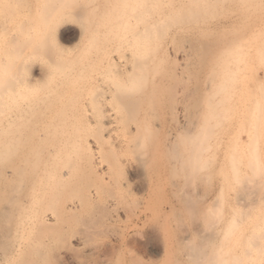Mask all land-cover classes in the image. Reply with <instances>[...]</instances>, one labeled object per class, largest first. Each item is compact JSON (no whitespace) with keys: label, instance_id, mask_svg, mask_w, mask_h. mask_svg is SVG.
Here are the masks:
<instances>
[{"label":"bare ground","instance_id":"bare-ground-1","mask_svg":"<svg viewBox=\"0 0 264 264\" xmlns=\"http://www.w3.org/2000/svg\"><path fill=\"white\" fill-rule=\"evenodd\" d=\"M3 1L5 0H2V2ZM9 1L11 2L14 0ZM44 1L45 5L46 1H48L50 6H53V4L56 5V8L51 6L53 9L50 8L49 10L48 8V10H46L48 13L50 12L48 29L50 27L51 30L49 31L54 29L56 32H60L61 28L64 26L76 25L80 27V37L78 36V39H86L87 48L89 46L93 47V45L100 40H107L109 42H107L109 44L108 49L111 53L108 55L101 53L102 55H100V57L99 55L97 56L99 59L97 58L98 64H96V71H91L92 68L91 70L89 69V71H83L89 68L87 67L89 62H86V65H82L83 63L80 64V59H78L80 56L73 57V59H71V57H63V61L57 62H46L47 60H43L46 69L43 78L45 88H48V91L43 94L44 86L38 84L37 85L41 87L36 86V82H33L31 77V79H29L30 81H28L29 75L27 78L25 75L35 55H29L28 53L27 55L22 54L23 56H16L17 53L21 54L22 52L15 48L14 50L16 51H12V47L6 45L11 49H8V53L7 49H3L2 47L3 51L6 50L8 53V57L5 55V57H2L0 60V114L4 115L6 111L12 110L18 115L23 113H25V115H27L26 113L33 115L35 114L33 113V111H35L34 109L37 110L38 108L39 110H37L38 113L36 112V114L39 115H37L38 117L42 115V122H48L45 124L49 125L55 121V124L49 126L50 128L46 126V128H48V133L46 132L45 134L50 135L51 133V135H55L59 133V135H61V137H59L62 138L61 141H63L60 143V146L58 142L57 149L54 148L50 151L52 148L51 146L48 150L49 152L44 150L46 153L41 150L38 151L41 148L43 149L45 142L42 144L43 146L41 148L38 147L37 149L36 147V150L34 149L35 147L30 148L28 146L29 144L31 146L33 145L29 143L28 138L24 140L25 142H22L23 140L21 141L20 139H14L13 141L11 140L12 142L10 141L9 145L8 143H5L6 145L4 144L5 150L3 151V148L2 153H0L2 154V161H0V216L8 215L9 212L16 215L14 225H11L12 227L9 232H6L9 238H6L5 241V234L4 238H0L3 239L4 242H8L10 238L15 241L13 254L8 255L10 256L9 260L17 257L18 259H16L18 261L12 264H33V257L31 256L33 254L38 257L43 255L41 249H51L54 243L60 239L59 236H61V234H69L71 241L75 242L77 246L89 249L91 256L101 255L111 260L112 258L110 259L111 256L109 252L119 251L126 246L127 241L125 235H115L114 233L111 235L112 232L110 231L111 238L100 244L88 246L86 244L87 241L85 242L86 239L83 238L85 234H83L84 232L82 231L88 229L92 222L90 220V222H87L88 219L84 221L83 214L87 218H90L91 215L94 214V211L97 212L95 209L100 207L98 205L102 206L103 204L105 205L104 207L111 209L121 204V200L117 196V190L120 189V187L117 186V181L114 182L113 176H115L116 171L118 173V170H120L118 168L121 164L123 166L128 165L129 162L125 164H123V161V163L121 162V158L125 157L127 161L130 160L132 162L129 163L131 164V170L132 168L134 170L137 169V171L139 169L143 174L148 176V192L151 194L152 192L157 193V196H155L157 199L156 201L151 200V198V201L147 200L146 202L148 204L146 203L147 205L144 204V206L138 207L132 217L127 214L128 212L120 210L115 211V214L108 218L110 224L119 222L121 215H123L122 217H124L126 221H129L127 220L129 217L133 218L135 225L140 224L144 226L147 224V229L155 231V233L161 237L159 253H161L164 258H171L170 260H172V262L174 261V255L179 254V251L182 250L179 255L187 260V264H239V257L241 258V255L239 256L240 252L238 253V251H240L241 244L245 246L250 244L248 247H252L254 244V236L256 234L263 236L262 233L257 232L254 228L252 231L255 230L257 233L255 235L253 234L251 239L247 237L243 239L240 230L241 222L238 220L240 218L237 216V219L236 216L234 217L233 215H231L233 217L230 216L231 218L229 217V219L221 216V218H216V225L211 229L209 228L210 218L208 219L207 216V207L204 208V206L203 208L198 207L199 209H191L193 205H189L190 209L183 208L182 213H180V209H176L172 206L167 199L164 200L161 198L162 195L158 196V193L160 192L159 194H161L163 189L161 187L162 184H166L169 181L167 176H170L169 178L171 180L172 178L173 180L177 177L181 178V186L184 184V186H187L185 188H190H188V191L192 190L193 192L194 188H197L199 184L210 178L208 168L214 157H216L215 154L218 149L214 151V145L211 147L214 150H210V146L212 145L210 143L208 145L207 141L210 140L209 137L211 135L214 137L213 135H215L216 132L219 136L222 135L220 133L223 132L224 128L231 124H233L231 128L234 127V124L239 122L240 111L245 105L251 110L249 115L251 121L253 120V115L257 116L255 113L253 114L258 98V96H255L256 93L254 94V91L258 90L257 85H259L256 72L264 71V0H107V2L111 1L113 3L111 4L112 7L106 10L108 15H113V19L110 23H103L104 25L101 23L104 22L103 20H99V22L101 21L100 23H98V21L93 23L96 24V27H92L94 28L93 30L83 28L82 22L79 23L78 19L81 17L79 16L80 18H78V14L81 12L77 13V7L73 6L76 3L74 0H43V2ZM12 4L13 3L9 4L11 6L10 8L17 6H13ZM85 4L87 5V3ZM1 5L2 7L5 6L4 9L7 8L10 10V8H8V3L7 5L4 4V6L3 4ZM27 6L30 7V4ZM46 7H44V9ZM105 7L108 8L107 5L104 6V8ZM23 8L22 6V9ZM16 9L17 8H15V10ZM78 10H80L79 7ZM104 12L102 11L101 13L103 14ZM9 14H13L12 16L15 18L14 21L21 15L20 12V15L17 13L18 16L15 15L16 12L15 14L9 12ZM9 14H7L8 18L6 16L8 21L6 18H3L6 20V23H8L11 18L10 22L14 24L15 22L12 21L14 18L12 19ZM22 15L24 16V14ZM26 15L27 13L25 16ZM103 15H105V13ZM227 15H230L231 18L228 17L231 21L230 24H228L229 26L225 25L226 27H222L216 31L214 27H210L214 31L204 27L209 21ZM22 18L20 17L18 19ZM227 19L225 21H227ZM31 20L32 19H30V22ZM218 20H220V18ZM26 21L29 24V20L26 19ZM39 21H41L40 18ZM20 22L21 24L19 25L16 21L17 25L15 26L17 29H22L21 27H23L21 26L23 25V20ZM217 23L220 25L219 22ZM260 23L261 27L259 28L258 25ZM13 24H11V26ZM40 24L45 27V24ZM32 26L38 28L37 25ZM43 26L40 27L42 28ZM85 26L87 27V25ZM12 27L14 28V26ZM24 27L22 30L26 29V31H28L27 28ZM215 27L217 29L219 26ZM0 29L2 28L0 27ZM171 29H176V31L179 30L180 32L182 30L185 35V31L189 33V31L194 29L197 31L194 34L197 33L196 35L198 36L194 37L197 38L196 40L192 39L195 41L190 40L192 37L190 39L187 38L189 42H185L186 44L188 42V45H186L188 51L186 53L180 52V56L173 58V60L165 56L166 53L165 55L163 54L164 51H166L164 50L165 47L163 48L162 46L164 51H161V43L164 42L163 40L166 37L169 38L167 34ZM32 30L33 28L29 29L31 33ZM26 31L24 32L26 33ZM34 31L33 34L30 33L28 35L29 32H27V35L24 34L28 37H25L27 41L32 38L31 35L35 36L36 33ZM46 32L44 34H46ZM5 33L7 34V32ZM22 33L21 31V33L17 35L22 37L24 36ZM56 34L58 35L59 33L57 32ZM170 34L173 35L174 33L171 32ZM174 36L175 35H173V39ZM25 38L21 41H24ZM35 39H37V36ZM44 39L46 40V38ZM169 40L172 39L169 38ZM13 41L15 43V39ZM23 46L24 47L19 45V47L24 49L27 47L29 48V46H25L24 43ZM28 48L27 50H29ZM105 49L108 50L107 47ZM29 51L33 50L30 49ZM121 51H124V53ZM13 52L17 53L13 54ZM35 54L39 56L41 53L38 54V52H36ZM2 56H4V54H2ZM43 57V59H45V57L50 59L46 55ZM115 67H122V69H116ZM170 71H176V73H171ZM178 83H180V85L182 83L180 92L178 91L182 103L179 109L182 115V126H179L180 130L177 132L167 133L165 135L163 133V121L165 119H163L164 116H162L164 115L162 114L163 102L165 100L164 103H166V99H168L170 101L169 104L172 105V103H175L178 99V93L177 91L173 92L172 88L175 89ZM34 86L40 90L43 88L41 90L43 92L37 89V94L40 92L43 95L39 94L38 97L34 98L33 96L36 95L35 91H33L35 94L32 96V90H36ZM52 87H54V90L50 91L53 89ZM259 92L261 93V91ZM37 104H39L41 108H39ZM167 104L168 103H166V105ZM35 105L38 107L36 108ZM171 105L167 106L172 108ZM257 106L258 105H256V107ZM175 112L174 110L173 114ZM6 115L8 116L9 114ZM169 115L171 117V112ZM246 115L244 113V117ZM33 118L36 117L34 116ZM9 119L11 120V117ZM13 119L14 115L12 120ZM23 119L21 121H23ZM12 120L11 122H13ZM33 120L35 121V119ZM19 121L20 120H17V123L15 122L16 125ZM26 121H23V124H26ZM15 123L13 122V124ZM28 125H30L29 121L25 127ZM40 125L43 126L42 124ZM249 126H251V123ZM228 128L229 127H227V129ZM231 128L228 130L231 131ZM8 130L11 131V129ZM8 130L6 128L3 130L6 137L9 136H7L9 132H5ZM42 130H45V128ZM26 131L28 132L29 128ZM233 131H231V134H233ZM13 132L16 133V131ZM20 132L21 131H19L18 134H20ZM44 132H42V134L45 136ZM35 133L33 132V134ZM22 135L24 136V132ZM22 135L20 137L21 139H23ZM45 137L48 138L47 136ZM59 137L58 139H60ZM213 139L215 140L216 137ZM36 140L38 141V137ZM36 140L31 142H36ZM231 140H233V138H231ZM42 142L41 140V143ZM36 143L37 146H41L40 143L39 145L38 142ZM216 147L218 148V146ZM219 147L221 148L223 146L221 145ZM236 148H238L237 145ZM222 149H224V147ZM231 152L229 154H231L232 158L234 153ZM218 154H220L218 157V165L224 168L226 164V155L229 154L225 155L223 151H219ZM235 155L237 156V154ZM232 161L233 160L230 162ZM230 162H228L227 166L230 165V167H232L233 163ZM235 163H237V161H235L234 164ZM234 166L233 168L229 167L230 170H232L229 171L233 172L231 173L233 177H231L230 180L237 182L238 173ZM166 170L169 172V175H165ZM96 171H99L100 175H98ZM103 175H107V181L102 179ZM93 177L97 179L100 178V182L98 180L99 183L90 181ZM236 182L234 183L237 185L240 180ZM177 185L178 184L174 182L173 187ZM223 186L222 184L219 188L222 189ZM168 187L170 188V186ZM181 191L183 194H186L182 189ZM219 194L221 195L222 192H219ZM10 197L11 199H9ZM183 212L187 213L183 215ZM96 216L98 217V215ZM7 218L9 219V217ZM12 218L10 220H14ZM2 221L5 222L6 219ZM2 221L0 219L1 223ZM1 223L0 225L3 227ZM6 224L9 225V222L6 221ZM7 225H4L3 230H5ZM259 226L261 225L259 224ZM2 227L0 228L1 231H3ZM115 230L117 231V229ZM118 230H120V228ZM258 231H260V229H258ZM258 240L257 242H259ZM8 244L6 243V245ZM10 245H12V243H10ZM262 245H264V242ZM245 246H243V248ZM253 247L256 248L255 246ZM10 248L11 247H9V249ZM257 249L258 248H256V250ZM61 250L60 253L65 262L70 263L73 261L74 258H71L68 249L63 248ZM2 253L3 255L1 256L3 257L5 251ZM260 253L259 256L262 255L264 257V253ZM256 255L258 256V254ZM120 256L117 258H120ZM5 257H3V260ZM179 260L180 258L177 262H179ZM1 262L0 264H11V262L9 263L7 260H1ZM115 262V264L122 263L118 261Z\"/></svg>","mask_w":264,"mask_h":264},{"label":"rangeland","instance_id":"rangeland-1","mask_svg":"<svg viewBox=\"0 0 264 264\" xmlns=\"http://www.w3.org/2000/svg\"><path fill=\"white\" fill-rule=\"evenodd\" d=\"M6 1L7 0L3 1L4 3L2 2V0L0 1L1 2L0 3V7H1L0 8V14H1L0 15V23H1L0 24V27L2 28V29H0V35L2 34L1 35L2 37L0 36V52H1L0 60L2 59V57H5V55H6V57H8L7 56L8 53H9L8 52V49L10 47H12L11 48L12 51L18 50V51L22 52L21 54L20 53H17L18 51L15 52V53H17L16 56L17 55L18 56L27 55L28 53H29V55L30 54L35 55L34 56L35 58L33 57V60L30 63L31 65L29 64L31 67L28 66L27 70H29V71L26 70L25 75H26V78L29 75L28 76V79H27L28 81H30L29 79L32 78L31 80L33 82H36V84H35L36 86L42 85V86H44V89H46V90H44L42 88L43 91H44L43 92V91H41L42 89L40 90V89L36 88V86H34V88L36 89V90H32V92L35 91V93H36V95H34L35 94L34 92L32 93V96L34 95L33 96L34 98L38 97L39 94L43 95V94H45L46 91H48V88L47 87L45 88V83H44V78H43L44 77L43 75H45V70H46L45 69V65H44L45 63L43 62V60L44 61L47 60L46 62H48V61H50V62H57V61H63V57H66V58H70L71 57V59H73V57H79L80 56L78 58V59H80L79 60V63L80 64L83 63L82 65H86L89 62L87 64V67H89V68H87V69H85L83 71H89V69L91 70V68H92L91 71H96L97 70L96 69L97 68L96 64H98V59H99L97 56L99 55V57H100V55H102L101 53H104L105 55L106 54L108 55L109 53H111V51H109V49H108V46H109L108 43L109 42L107 40H100L95 45H93V47L89 46L87 48L86 39L85 38H84L85 40H83V38H79L78 39V36L80 37V35H79L80 34V29H79L80 27H77L76 25L62 27L61 30H60V32L57 31L59 33L58 35L56 34L57 33L56 30H54V29H52L53 32L52 31H49V30H51L50 27L48 29V24H49L48 21H49V17H50V12L48 13L46 10H48V8L50 10V8H51L52 5L50 6L49 3H48V1H46V5H45V1L43 2V0H40V1L39 0H24V1L23 0H20V2H19V0H14V1H11V2L9 0L7 2ZM74 1L76 2V3L74 2L76 6L75 5H73V6L74 7H77V13H80L81 12L80 14H78V18L81 17L80 18L81 21H80V19H78V21H79V23L82 22L83 26H82V24H81V26L83 28L90 29V30L92 29L93 30L94 28H92V27H96V24H93V23H96L97 21H98V23H100L101 21L99 22V20H103L104 22H101V23L102 24L103 23L104 24H107V22L110 23L112 21V19H113V15H108L107 14V11H106V10H109L112 7L111 4H113V3L111 1H113V0H111L109 2H107V0H94V1L93 0H91V1L90 0L89 1L88 0H81V1L80 0H74ZM15 2H16V4H15ZM7 3H8V8L11 7L9 5L11 3H13L12 4L13 6L14 5H17V6H14V7L18 9V12H17V9L15 10L14 7L13 8H10V10L7 9V8L4 9V7H5L4 4L7 5ZM85 3H87V5ZM1 4H3L4 7H2ZM29 4H30V7L27 6ZM39 5H40V8H39ZM47 5H49V6L46 7ZM106 5L108 6V8L107 7L104 8V6H106ZM22 6L24 7L23 9H22ZM55 6L56 5L53 4L52 7L54 8ZM44 7H46V8L44 9ZM78 7H79L80 10H78ZM80 7H82V8H80ZM53 8H51V9H53ZM7 10H9V11H7ZM102 11L103 12L105 11L104 12L105 15H103L104 13L103 14L101 13ZM9 12L10 13H14V14L16 12L15 15H17V16H18L19 12L21 13V15L24 14V16L23 15L21 16L20 14H19L20 16H18V17L16 16L17 17L16 18L17 19L16 21L20 25L21 24L20 21L23 20V22H22L23 25H21V26H23V27L25 26L24 28H27L28 31H26V29L22 30L23 27H21L19 25L18 26L21 27L22 29H20L19 27H18L19 29H17V27L15 26V25H17V23H16V21H14L15 18H14V16H12L13 14H9ZM3 13H4V16H3ZM26 13H27V15L25 16ZM7 14H9V16L11 15L10 17H12V19L14 18L12 20V21L15 22L14 24H13V22H10L11 21V18L9 19V22H8V23L13 24L12 26H14V28L11 26V24H8V23L5 22L6 20L8 21V19H7L8 18V15ZM48 14H49V16H48ZM101 15H102V17H101ZM6 16H7V18H6ZM40 16H42V17H40ZM3 17L6 18V20ZM20 17L21 18L23 17V18L22 19H18ZM98 17H99V19H98ZM228 17L230 18V15L229 16L227 15L225 17L224 16L223 17H219L220 20H218L219 18L214 19V20H211L204 27H207V29L209 28L210 30H212L211 28L214 27L215 31L218 30V29H220V28H222V27H226L231 22L230 21L231 18L229 19ZM39 18H40L41 21H39ZM42 18H43V21H42ZM26 19L29 20V24L26 21ZM30 19H32L31 22H30ZM226 19H227V21H225ZM18 20H19V22H18ZM45 20H46V22H45ZM3 21L5 22V24H4ZM222 21H223V23H222ZM217 22H219L220 25ZM24 23H25V25H24ZM31 23H33V24H31ZM40 23L45 24V27L46 28L43 25H41ZM26 24H28V25H26ZM88 24H90V25H88ZM216 24H218V25H216ZM32 25H37L38 28H36V26L34 27ZM85 25H87V27ZM40 26H43V27L41 28ZM215 26H219V27H217V29H216ZM258 26L260 28L261 27V23ZM15 27H16L17 30L15 29ZM29 27L31 29L33 28L32 33L29 31V29H30ZM89 27H91V28H89ZM9 29H11V30H9ZM13 29H14V31H13ZM43 29H45V30H43ZM46 29H48V30H46ZM7 30H9V31H7ZM20 30L23 32L22 35H24V34L27 35V32H29L28 35L30 33L33 34V31L35 30L34 32L36 34H38L39 36L36 35V34H35V36H32L31 35L32 38H30V36H29V38L32 40V42H31V40L29 39V41H30V43H29V41L26 40L28 38L27 36L24 35V36L21 37L20 35H17V34L21 33ZM4 31L7 32L8 35ZM18 31H19V33H18ZM24 31H26V33ZM36 31L39 32V33H37ZM44 31L45 32L47 31L46 34H44L45 33ZM48 31H49V33L52 32L51 33L52 35L50 34L51 36L48 35L49 34ZM212 31H214V30H212ZM171 32L174 33L173 35H175L174 36V39H173V35L170 34ZM190 32H192L193 34L190 33ZM195 32H197V31H195L194 29L191 30V31H189V33L187 31H185V33H186V35H185L184 34V31L182 32V30L180 32L179 30L176 31V29H171L168 32L167 36H169V38L172 39V40H169V38L166 37L163 40L164 42L161 43V49H162L161 51L163 52L164 50H166V51H164L163 54L165 55V53H166L165 56H167L171 60H173V58H175V57H179L180 54H181L180 52H185L186 53L188 51L187 50L188 48L186 46V45H188V42H189L188 39H190L191 37L192 38L190 40H192V39H195L196 40L197 39V38H194V37H198L196 35L197 33L194 34ZM11 34H12V36H11ZM5 35H7V36H5ZM170 35H172V36H170ZM36 36H37V39H35ZM25 37H27V38H25ZM23 38H25V40L24 41H21ZM44 38H46V40ZM10 39H12V40H10ZM14 39H15V43L13 41ZM80 39H82V40H80ZM44 40H45V42H44ZM195 40H192V41H195ZM9 41H11V42H9ZM183 41H184V43H183ZM185 41H188L187 44H186ZM22 42L25 44V46L26 45L29 46V48L27 47L29 50L31 49L33 51H29V50H27V48L26 49L22 48V47H24ZM33 42H34V44H33ZM45 43H46V45H45ZM98 43H101V44H98ZM6 45L7 46H10V47H7ZM19 45H22V47H19ZM49 45H51V46H49ZM56 45H58V46H56ZM35 46H36V48H35ZM40 46H41V48H40ZM162 46H163V48L165 47L164 50H163ZM2 47H3V49H7V52L8 53L6 52V50L3 51ZM37 47H39V48H37ZM106 47H107L108 50L105 49ZM14 48L16 50H14ZM97 48H98V51H97ZM103 48H104V50H103ZM11 49H9V50H11ZM34 50L36 52H38V54L39 53H41V54H39V56L36 55L35 54L36 52ZM3 52H6L7 54L6 53H3ZM121 52L124 53V51H121ZM15 53L13 52V54H15ZM2 54H4V56H2ZM13 54H9V55L15 56ZM44 54L46 56H48L50 59H48L46 57H45V59H43L44 58L43 56H45ZM40 57H41V59H40ZM64 60H67V59H64ZM68 60H70V59H68ZM89 64H90V66H89ZM93 68H94V70H93ZM115 68L116 69H122V67L121 68L120 67H115ZM170 72L171 73H176V71H173V72L170 71ZM256 73H257V78H258V84L259 85H257V87H258L257 89L258 90L257 91L255 90L256 92L254 91V94L255 93L258 94V95L255 94V96H258V98L256 100L257 101L256 102V105H258V106L256 107V105H255L253 114L255 113L257 116H255V115L252 116V119H253L252 120L253 123H252V121L250 119L251 117L249 116L251 110H250V108L247 105H245V106H243V108L241 107L242 109L240 111L241 114H240V117H239V122L237 124H234V127H232L234 129L231 128V126H233V124L227 126V127H229L228 129L231 128V131L234 130L233 131V134L234 135L231 134L232 132L229 131L227 129V127H225L224 130H223V132L220 133L222 135L224 134L223 137H222V135L219 136L218 133L216 132V129H215V132H216L215 135H218V136L213 135L214 137H212V135H211L210 136L211 138L209 137L210 140L207 141L208 142V145H209V143L212 145V146H210V150L213 149L211 147H213L214 145H215L214 146V149L215 150L214 149L213 150L216 151V149H218L216 151V154H215L217 158L214 157L213 161L210 163V167L208 168V172H209L210 178L206 179L204 181L205 183L202 182L201 184H199L197 186V188H194L193 192H192V190H190L191 191L190 192V191H188L190 189L189 187H188L189 189L188 188H185L187 186H184V184L181 186V183H182V179L181 178L177 177L178 179L177 178H174V180H173V178H172V180H171L169 178L170 176H167V178H168L169 181L166 184H162L161 187L163 189L161 191V194H159L160 192L158 193V196L159 195H162V197L160 196L161 198H163L164 200L167 199L171 203L172 206H174L176 209H180L179 210L180 213H182L183 208H186V209L189 208L190 209L189 205L190 206L193 205L192 206L193 208L191 207V209H199V208H203L204 206H205L204 208L207 207L208 208L207 216H208V219L210 218L209 219V222H210L209 228H211V229H213L215 227V225H216L215 224L216 221H217L216 218L218 219V218H221V217H224V218L227 217L226 219H229V217L231 215H233L234 217L236 216L237 219H238V217L240 218L238 220L241 222L240 223V227H241L240 230H241L243 239L245 237L251 239L252 235L253 234L255 235L257 232L262 233L263 234V236L261 235L262 237L256 234L257 236L255 235L254 236V239H253V241H254L253 246H255L256 248H258L257 250H256V248H254L252 246V244H251L252 247H248V246H250V244L248 246H245L244 244H241L240 251H238V253L240 252L239 253V256L241 255V258L239 257V264H264V257L262 256L263 254L260 253V252H263L264 253V245H262V243L264 242V233H263L264 232V228H262V227H264L263 226L264 225V220H263L264 219V217H263L264 216V108H263V105H264V102H263L264 101V98H263L264 97L263 96L264 95V92H263L264 91V71H257ZM173 86L175 87L174 84H173ZM181 86H182V83H181V85H180V83H178V84H176L175 89L172 88L173 89V92H176L177 91V93H178V99L176 100L177 102L175 101V103L174 104L172 103V105H171V104H169L170 101L168 99H166V103H168L167 105H169V106L171 105L172 108L171 107H168L166 105V103H164L165 100L163 102L162 114H164V115H162V116H164L163 119L165 118L164 121H163V126H164L163 127L164 128V132L163 133L165 135L167 133L177 132L178 130H180V127L179 126L180 125L182 126V123H181L182 115H181V112L179 110L181 108V106H182L181 98H180V94H179L180 89H181ZM38 87H41V86H38ZM52 88L53 89H51L50 91H53L54 90V87H52ZM37 89L40 92H43V94L40 93V92L37 94V92H38ZM259 91H261V93ZM259 103H260V105H259ZM37 105L39 106V108H41V106L39 104H37ZM37 105H35L36 108L38 107ZM166 108H168V109H166ZM173 109L176 111L174 114H173V112H174ZM34 110L35 111H33V113H35V114H33V115L36 118H33L34 116L31 115L30 113L29 114L26 113L27 115H25V113H23L24 116H25L24 117L23 114H21L22 116L21 115H18L17 113L15 114V111L13 112L12 110H8V112L7 111L5 112L6 114H9L8 116L11 117V120H12L13 115H14V119L15 120L14 119L12 120L14 123L15 122L17 123V120H20L21 121L23 118H24L23 121H26L27 120L25 122L26 124H23V121H21L22 123L19 121L21 125L19 124V122H18L17 125H16V123L13 124V122H11V120L9 119L10 117H8L5 113H4V115L0 114V128L1 129L2 128H4V129L6 128L7 130L8 129H11V131L10 130L5 131L6 133L9 132V133H7V136L9 135L8 137H10V138L6 137V134L3 131L4 129H2V130L0 129V135H1L0 136V141H2V142H0L1 143V145H0V151L1 152L0 153H2V149L3 148H4L3 151L5 150L4 144L5 143H8V145H9L10 144V141L11 140L13 141L14 139L15 140L16 139L17 140L20 139L21 141L23 140L22 142H25L24 140L28 138L29 139V143H32L34 146L33 145L31 146L30 144L29 145L27 144V145L30 148L31 147L32 148L35 147L34 149H36V147H37V149H38V147L41 148L43 146L42 144L44 142L46 143L48 141L46 144L44 143L43 149L41 148V149L38 150V151L41 150L44 153H46L51 148V146H52V148L50 149V151L52 149H54V148L57 149L58 148L57 146L58 145L59 146L61 145L60 143H62L63 141H61L62 138H60L61 135H59V133L58 134H55V135H51V133L49 132L50 133V135L48 134L49 137H48L47 134H45L46 132L48 133V128H50L49 126L52 125V124H55V121H54V123L52 122V124L49 122L50 123L49 125L48 124H45V123H48V122H42V115H40V117H41L40 118V117H38L39 115L36 114L37 110H39V109L37 108V110L36 109H34ZM9 112L10 113L12 112V113L10 114ZM170 112L172 114L171 117L169 115ZM244 113H245V115L246 114H248V115H246L244 117ZM5 115H6L7 118L5 117ZM26 116H30V117H26ZM16 118H17V120H16ZM32 118L35 119V121ZM30 119H31V121H30ZM249 120H250V122H249ZM28 121H29V124L30 125H28L27 127H25L28 124ZM10 122H11V124H10ZM31 122H34V123H31ZM250 123H251V126H249ZM257 123H258V125H257ZM40 124H42L43 126L45 125V126L43 127ZM46 126H48V128H46ZM40 127L42 129L45 128V130H42ZM28 128H29V131L27 132L26 130ZM39 128L42 131H40ZM253 128H255V129H253ZM46 129H47V131H46ZM252 129H253V131H252ZM31 130L34 133L35 132L36 133L33 134V132ZM13 131H16L17 134L15 132H13ZM19 131H21L22 133L20 132V134H18ZM23 132H24V136L22 135ZM42 132H44L45 136H47L48 138H46L42 134ZM4 135H5L6 138L4 137ZM11 135H13V136H11ZM21 135H22V138L23 139L20 138ZM35 137L36 138L38 137V141L36 140ZM58 137L60 139H58ZM215 137H216V139L214 140L213 138H215ZM234 137H235L236 140L234 139ZM49 138H50V140H49ZM231 138H233V140H231ZM45 139H47V140H45ZM112 139H113V137H112ZM35 140H36V142H38V145L40 143L41 146L40 145L37 146L36 145L37 144L36 142H31V141H35ZM41 140L43 141L42 143H41ZM51 141H56L57 143L56 142H51ZM58 142H59V144H58ZM222 142H223V144H222ZM217 143H218V145H217ZM55 145H56V147H55ZM221 145L224 147V149H222L223 147H221V148L219 147ZM236 145H237L238 148H236ZM216 146H218V148ZM230 147H231V149H230ZM225 148H226V150H225ZM213 150H211V151H213ZM229 150H231L232 152L229 151ZM219 151H223V153L225 155L226 154H229L230 152L231 153H234V155L232 154L233 155L232 158H231V154L226 155L227 156L226 157V160L227 161L225 160L226 164H225V162H224L225 165L223 164L224 165V168H223V166L220 167L218 165V157L220 156V154H218ZM235 154H237V156ZM0 156H1L0 157V161H2L1 160L2 154H0ZM233 158H235V159H233ZM121 159H122L121 162L122 161L124 162V163L122 162L123 164H125L127 162L132 163L130 160L127 161V159H125V157H122ZM239 159H240V161H239ZM231 160H233L234 162L237 161V163H235L236 165L234 164L233 161L230 162ZM228 162L233 163V166L235 165L234 168H235L236 172L238 173L237 174V177H238V181L237 182H239V180H240V182L237 185L234 183L236 181L230 180L231 177H233V175L231 174L233 172H230V171H232V170H230V168H233V166L232 165H231L232 167H230V165L227 166ZM129 163H128V165L126 164L127 166H125V165L123 166L121 164L122 166L120 165V167L118 168L120 170L117 169L118 170V173L116 171L115 176H113L114 182L117 181L116 184H118L117 186L120 187V189L117 190V196L121 200V204H119L116 208H111V209L110 208H107V207H104L105 205H103V204H102V206L101 205H98L100 207L97 206L98 208L95 209L97 212L94 211V214L91 215L90 218H87L83 214L84 221H86V219H88L87 222L90 220L93 223V225H92V223H90L91 226L88 229H85L84 231H82V232H84L83 234H85V237H83V238L86 239L85 242L87 241L86 244L88 246L100 244L101 242L106 241L107 239L111 238V235H113V233H114L115 235H120V234L125 235L127 242H126V246H124L122 248L123 250L120 249L119 251L116 250L115 252L114 251L113 252H109V254L111 256L110 259L112 258L111 260H109V259H107V257H103L101 255L100 256H98V255H92L91 256L90 255V252H89V249H87V248L85 249V248H82L80 246L75 245V242H72L71 239L69 238L70 237L69 234H63V235L61 234V236H59V238L61 240L58 238L61 242L59 240H57L54 243L53 247H51V249L50 248H47V249H44L43 248V249H41V252L43 253V255H41L39 257L36 256V255H34V254L31 256V257H33V259L31 258L33 260V264H86V263L87 264H115L116 263L115 261L122 262L120 264H174V263H177V264H187V260L185 258L183 259L179 255L182 252V250L179 251L180 252L179 254H175L174 255V261L176 260L175 262L173 261L174 263L172 262V260H170L171 258H166L165 257L166 258L165 259L162 256V254L159 253V251H160L159 250L160 249V244H161V237L158 234H156L155 231H152L151 229H147L148 228V225L147 224H145L146 226L145 225L144 226H141L140 224L135 225V222H134L133 218H130V217H132L133 213L135 214V212H136L135 210H137L138 207L144 206V204L147 203L146 201L147 200L149 201L150 198H151V200L156 201L157 198L155 196H157L156 195L157 193H155V192L153 193L152 191H150V192H152V194H151V193L148 192V188H147V185H148L147 182L149 181L148 176H146L145 174H143L141 172V170H139V169H138V171H137V169L134 170L133 168L131 170V166H130L131 164H129ZM218 169H219V171H218ZM96 173L98 175H100V172L99 171H96ZM144 175H145V177H144ZM165 175H169V172L167 170L165 172ZM229 175H230V177H229ZM102 179H104V181H107V175H103L102 176ZM97 180L100 182L101 179L100 178L97 179V178H94L93 177L90 181L99 183ZM171 181H172V184H171ZM174 182L176 184L180 185V186L177 185L178 187L177 186L176 187H173ZM222 184L224 186L221 189V188H219V186L221 187ZM168 186H170V188ZM179 187L180 188L183 187L181 189L184 192H186V194L184 193L186 196L183 194V192L181 191V189ZM219 192H222V194L220 195ZM187 193H188V195H187ZM175 194H176V196H175ZM150 195H152V196H150ZM181 195H182V197H181ZM183 197H184V200H183ZM9 199H11V197ZM184 201H186V202H184ZM181 203H185V204H181ZM185 205L188 206V207H186ZM124 206H125V208H124ZM131 207H133L134 209L131 208ZM212 208H213V210H212ZM112 209H113V213H112ZM129 209H130V211H129ZM117 210L118 211L120 210V211L128 212L127 214L130 217L127 220H129V221H126V219L124 217H122L123 215H121V217H120V221L121 222L119 221V222H116L115 224H113V223L110 224L109 221H108V218L111 215L115 214V211H117ZM245 210H246V212H245ZM95 213H96V215H98V217L95 215ZM186 213L183 212V215H185ZM6 215L0 216L1 221L3 219L5 221V219H6V221L9 222V225H7L8 223L6 224V221L5 222L2 221V223L0 222L1 224H3V227H2V225H0L2 227V230L4 229V225H7V227H5V230L1 231V229H0V231H1L0 232V238H4V236L6 235L5 238H4L5 241H6V238H9V237H7L8 234L6 232H9L10 228L14 225L15 219H16V215H14V213L9 212L8 213L9 216L8 215L6 216ZM99 216H100V218H99ZM217 216H219V217H217ZM233 216H231V217H233ZM3 217H5V218H3ZM7 217H9V219ZM92 217H94V218H92ZM11 218L14 219V220H10ZM95 218H96V220H95ZM224 218H222V219H224ZM97 222L98 223L100 222V223L98 224ZM259 224L261 226H259ZM253 225H256L258 227L253 226ZM106 226H108V227H106ZM249 227H250V229H249ZM119 228H120V230H118ZM254 228L256 229L257 232H255V230L252 231V229H254ZM115 229H117V231ZM258 229H260V231H258ZM6 230H8V231H6ZM110 231L112 232V234H111ZM82 232H80V233H82ZM82 236H84V235H82ZM63 237H65V238H63ZM258 237L259 238L261 237V238L259 239ZM257 240L259 242H257ZM7 241H8V239H7ZM9 241L8 242H4L3 239H0V248H1L0 249L1 251L0 252L2 253V252L5 251L3 257H5L6 255L7 256L8 255H11L14 252V244H15V241L12 240L11 238H10ZM57 242H58L59 245L57 244ZM6 243L7 244L9 243V244L6 245ZM10 243H12L13 246L10 245ZM56 245H58L60 247H58ZM243 246H245V247L243 248ZM9 247H11V248L9 249ZM63 248L68 249L71 258L72 259L74 258L73 261H71L70 263L65 262L63 256L60 253L62 251L61 249H63ZM246 248H247V250H246ZM2 249H3V251H2ZM11 249H12V251H11ZM70 249H71L72 252L70 251ZM258 251H260V252H258ZM254 252L256 254H258V256ZM1 253H0V258H1L0 259V263H2L1 260L2 261L7 260V261H9V263L11 262V264L13 262H15V261H18L17 260L18 259L17 257H16L17 259L16 258L12 259L13 261L12 260H9V257L10 256H8V257L6 256L5 259L3 260V257L1 256V255H3V253L2 254ZM259 253L262 254L261 255L262 257L259 256ZM119 256H120V258H117ZM108 258H109V256H108ZM179 258H180V260H179V262H177ZM167 259H169V260H167ZM262 260H263V262H262ZM105 261H107L108 263L105 262ZM183 262H185V263H183ZM117 264H119V263H117Z\"/></svg>","mask_w":264,"mask_h":264}]
</instances>
